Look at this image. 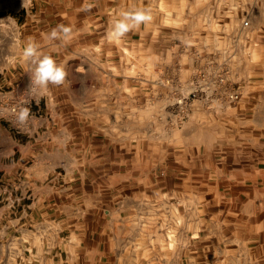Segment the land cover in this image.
<instances>
[{
  "label": "crops",
  "instance_id": "1",
  "mask_svg": "<svg viewBox=\"0 0 264 264\" xmlns=\"http://www.w3.org/2000/svg\"><path fill=\"white\" fill-rule=\"evenodd\" d=\"M14 3L18 18L6 34L16 51L0 70V96L30 115L24 124L0 118V217L14 214L12 240L26 231L29 263L143 264L163 257L161 229L170 225V258L264 264V79L252 81L250 102L230 105L221 91L193 101L182 129L171 119L165 136L157 116L151 124L146 117L162 114L167 94L146 84L162 77L140 74L142 83L130 86V75L112 70L122 59L110 56L108 32L135 9L131 0ZM61 24L72 28L70 40H49ZM146 31L133 29L118 47ZM29 40L65 66L64 84L32 83L35 66L22 55ZM116 97L128 100L122 123L112 117Z\"/></svg>",
  "mask_w": 264,
  "mask_h": 264
},
{
  "label": "rangeland",
  "instance_id": "2",
  "mask_svg": "<svg viewBox=\"0 0 264 264\" xmlns=\"http://www.w3.org/2000/svg\"><path fill=\"white\" fill-rule=\"evenodd\" d=\"M131 6L149 9L153 19L135 29L136 32L147 29L143 34L131 33L130 48H119L121 39L108 40L116 46L109 51L110 56L115 60L122 59L115 62L112 70L116 74L130 75L134 79L128 82L130 86L142 83L138 80L140 74L153 77L157 73V80L162 77V82L146 83L147 87L161 86L167 94L162 114L147 113L146 117L150 123L157 116L163 135L172 134L171 119L181 130L190 113L185 106L193 101L203 102L210 93H225L230 105L253 100L250 99L252 81L264 79V0H131ZM16 7L14 0H0V70L11 63L16 51L11 48V35L6 34L15 25L12 17L18 18ZM246 20L248 26L243 25ZM123 62L124 65H120ZM171 85L172 91L169 89ZM115 87L116 91L121 89L118 85ZM231 91H240L242 98L231 101L228 96ZM125 102L128 104L126 99H115L116 114L112 117L117 123L129 119L122 111ZM181 203L178 210L180 228L186 217L185 206ZM162 212L163 218H171L169 211ZM11 213L5 210L0 217L3 219L0 226H6L4 235L0 236V264H30L28 255L32 246L29 242L32 241L26 240V231L19 232L18 241L12 240L11 216L14 214ZM146 228L147 232L154 229ZM161 230L164 235L160 243L163 257H146L142 259L143 264H187L184 257L169 256V249L174 245L171 226L163 225ZM197 230L196 226L195 233ZM35 247L41 249L42 244L37 243ZM202 260L196 259V263L202 264ZM211 264L216 261L212 260Z\"/></svg>",
  "mask_w": 264,
  "mask_h": 264
},
{
  "label": "clouds",
  "instance_id": "3",
  "mask_svg": "<svg viewBox=\"0 0 264 264\" xmlns=\"http://www.w3.org/2000/svg\"><path fill=\"white\" fill-rule=\"evenodd\" d=\"M89 10V9H84ZM153 17L149 9H134L120 13V18L113 21L108 32L110 40H119L133 29L139 28L142 24L146 25L152 21ZM72 28L63 24L58 25L49 33V40H70ZM23 59L35 66L32 83L36 86L47 89L49 84L60 86L65 83L67 71L65 66L58 65L50 55H45L39 50V46L29 40L23 48ZM30 109L21 107L17 116V121L24 124L29 119Z\"/></svg>",
  "mask_w": 264,
  "mask_h": 264
},
{
  "label": "built area",
  "instance_id": "4",
  "mask_svg": "<svg viewBox=\"0 0 264 264\" xmlns=\"http://www.w3.org/2000/svg\"><path fill=\"white\" fill-rule=\"evenodd\" d=\"M243 25L248 26L249 21H244ZM20 82H17L15 86L12 88V91L15 93V96L18 95V90L20 88ZM229 99L231 101H238L241 97L240 91H231L229 93ZM20 109V105L18 102L11 100L10 96H0V118L6 117H15L18 115Z\"/></svg>",
  "mask_w": 264,
  "mask_h": 264
}]
</instances>
